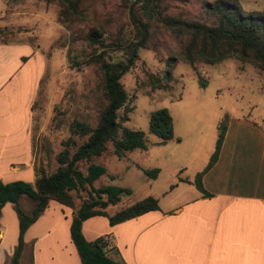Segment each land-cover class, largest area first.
<instances>
[{
	"label": "rangeland",
	"instance_id": "obj_1",
	"mask_svg": "<svg viewBox=\"0 0 264 264\" xmlns=\"http://www.w3.org/2000/svg\"><path fill=\"white\" fill-rule=\"evenodd\" d=\"M93 3L94 17L112 16L113 25L124 19L118 10L119 0ZM170 3L172 12L189 16L198 17L207 10L206 0H170ZM239 5L244 12L264 13V0H239ZM58 9V0H0L3 27L0 40L14 37L26 40L43 63L33 103L34 164L43 153L44 140L54 151L59 150L62 140L69 135V123L78 118L94 125L101 104L96 65L84 61L78 67L67 57L70 49L71 54L85 59L90 48L81 39L69 42V30L57 19ZM91 14L84 21L76 22L77 26L93 24ZM157 42V51L139 48L135 65L121 77L128 96L126 106L130 109L135 103L128 111L126 124L147 132V147L117 155L109 143L108 149L95 158L106 169L95 179V186L113 184L130 190L122 192L116 203L107 206L108 213L146 196L155 197L164 207L190 198L188 179L197 167L207 162L221 121L225 120L227 129L230 121L234 126L237 119L243 122L248 118L264 131V72L261 69L235 57L213 64L199 62L195 68L205 80L202 85L194 67L180 59L168 60L177 48L168 32L160 31ZM167 69L172 70L175 78L172 89L144 92L149 88L144 84L148 73L166 76ZM162 107L171 114L173 130V137L164 142L148 132L150 112ZM54 163L53 160L51 165ZM72 192L76 204L86 196L82 189ZM19 204L26 212L33 207V201L25 195L19 198Z\"/></svg>",
	"mask_w": 264,
	"mask_h": 264
},
{
	"label": "trees",
	"instance_id": "obj_2",
	"mask_svg": "<svg viewBox=\"0 0 264 264\" xmlns=\"http://www.w3.org/2000/svg\"><path fill=\"white\" fill-rule=\"evenodd\" d=\"M94 1L58 0L57 19L69 30L70 43L81 39L90 48L85 59L79 54H71L70 49L67 57L78 67L84 61L96 65L101 91L96 123L92 125L74 118L69 123V135L62 140V147L57 151L44 140L43 153L39 162L34 164V183L25 179L0 180V211L3 204L10 201L18 216L17 243L10 258L11 264H19L24 232L51 200L72 209L69 233L81 264H125L109 254L111 246L107 233L87 239L82 232V222L92 215H105L109 224H115L159 208L155 197L146 196L108 213L107 206L116 203L122 192L130 190L113 184L95 186L94 181L106 171L95 158L108 149L109 143L117 155L147 147V132L126 124L128 111L135 103L130 109L126 106L128 96L121 77L135 65L139 48L157 51L160 31L168 32L177 44L168 60L178 62L180 59L194 67L202 85L205 80L195 68L199 62L213 64L235 57L264 72V13L244 12L239 0H206L207 10L198 17L172 12L170 0H119L118 10L124 19L115 25L112 16L99 19L91 14ZM90 14L95 20L93 24L77 26L76 22L84 21ZM2 30L0 25V32ZM174 83L172 70L167 69L166 76L150 72L144 83L149 88L144 92L170 90ZM148 132L155 134L160 142L173 137L172 118L167 108L150 112ZM225 132L223 120L218 125L215 146L207 163L193 179L203 195H211L202 184V175L217 160ZM80 189L85 190L86 196L76 204L72 191ZM22 195L33 201L29 212L19 204Z\"/></svg>",
	"mask_w": 264,
	"mask_h": 264
},
{
	"label": "crops",
	"instance_id": "obj_3",
	"mask_svg": "<svg viewBox=\"0 0 264 264\" xmlns=\"http://www.w3.org/2000/svg\"><path fill=\"white\" fill-rule=\"evenodd\" d=\"M41 65L26 40H0L3 182L35 181L31 129ZM234 124L228 123L218 158L202 175L211 195L193 183L205 165L197 167L188 179L190 198L115 224L92 215L82 222L84 236L107 233L109 254L125 264H264V131L248 118ZM72 213L51 200L26 228L19 264H81L69 233ZM17 234V213L7 201L0 211V264H11Z\"/></svg>",
	"mask_w": 264,
	"mask_h": 264
}]
</instances>
